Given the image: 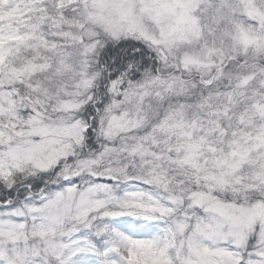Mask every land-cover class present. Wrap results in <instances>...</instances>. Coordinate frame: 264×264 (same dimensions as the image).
<instances>
[{
    "label": "snow or ice",
    "instance_id": "snow-or-ice-1",
    "mask_svg": "<svg viewBox=\"0 0 264 264\" xmlns=\"http://www.w3.org/2000/svg\"><path fill=\"white\" fill-rule=\"evenodd\" d=\"M0 264H264V0H0Z\"/></svg>",
    "mask_w": 264,
    "mask_h": 264
}]
</instances>
